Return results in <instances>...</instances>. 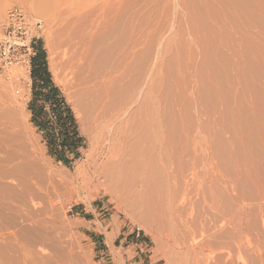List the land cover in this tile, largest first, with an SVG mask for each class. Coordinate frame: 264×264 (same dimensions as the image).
Segmentation results:
<instances>
[{"label": "rangeland", "instance_id": "374dc122", "mask_svg": "<svg viewBox=\"0 0 264 264\" xmlns=\"http://www.w3.org/2000/svg\"><path fill=\"white\" fill-rule=\"evenodd\" d=\"M101 1L99 4L98 0H0V37L2 31V23L5 19L6 13L13 6H19L23 8L30 15L37 18L43 23V30L40 34L37 35L36 38V46L41 45V47L45 51L47 69L51 75V80L55 84V86L59 88L67 105L70 107L76 121L77 131L83 139L82 146L78 149L77 158L74 153L68 151L66 152L67 157L70 160V164L68 166L61 161H57L54 157L49 154L47 141L44 138L45 133L42 132L38 127H36L32 121L33 115L30 111V104L33 100L32 74L31 76H27L23 73H20L18 70H15L13 72V74L20 75L23 78L21 83V93L17 94L16 87L13 85V81L0 73V232H2L0 233V263L3 264L4 262L5 264H101L99 263V260L102 257H113V262H111L112 260H105L109 263L111 262L110 264H136L134 263L136 260H142V264H179L180 257L182 256V259L188 261L187 263L194 264L197 261H203L201 260V258L206 257L204 253H206L208 257L213 258L217 255L218 252H225V249L221 250L219 248H225V246L230 241L232 234L234 233L233 230L230 229L232 228L230 227L231 225L226 224L224 220L221 219L219 216L218 217L220 219H218L216 217L217 215L208 208V206L203 202V200H199L195 205L193 212L192 208L190 209V207L189 210H187L189 216L192 215V213L194 214L190 216V218L187 215L188 218L186 224H188L185 225L187 228L188 225H190L191 223V225L193 226L196 225V227L192 226L193 228L191 227V225L189 226L191 230L193 229V232L194 228L196 230L198 227V229L193 234L187 228H183L182 234L184 235L185 239L182 248L184 250L180 251L173 244L172 240H174V238L171 237L173 233V235H175L174 230L176 229V225L174 223V218L175 216H178V213L176 214V210L170 208L171 201H168V197L164 191L163 192L165 194L161 192L163 190L162 188L159 189V187L157 188L156 186L155 188H152L146 196V203L143 204L144 201L141 202L139 199V195H137L140 194L138 193L139 191H136L139 190V188H137L134 183H130L127 185H119L115 181H105L104 179L99 178L101 176V173L103 175V173L106 171L103 168L104 161H106V156H102L98 160V152L100 150L97 151L96 149H93L92 156L87 158L88 154H90V140L97 142L100 137H98V130L92 126V122H88L90 121V119L88 121L86 119V122H83V125L82 123H80V117H87V107L86 109L84 107L87 105V101H82V96L80 95L82 92V87L77 84V82L73 78V75L70 73V70L66 67L65 62H67L68 59V56L66 55L68 54V48L67 46H65V41H68V38L70 37L71 39H75L74 36L76 34L79 35L80 32L82 36H80V34L79 36H75V41L73 39L72 40L74 41V44L78 43L75 45L76 48L78 47L79 50L83 49V46H85V44L87 45L88 40H93L97 36L102 37V33H104V35L105 33L107 34V30H104L101 27V21L103 20L102 22L104 26H108L112 24V22H115L114 24L117 26V30H121L120 32L117 31L118 34H116L115 37H117L118 39L119 37L122 38L119 39V46H121L123 49L127 48V46L131 47L130 44L132 42H137V46L140 45V47H137V51L142 53L143 59L141 61V65L144 66L145 64L143 69L146 68L144 72L150 70L149 68H151L152 65L155 66L156 72L159 73L157 77V85H160L159 88L163 87L160 89L162 94L165 92V89H167V84L169 89L170 102L174 99L171 104L169 102V110H171L169 111V115L171 113L172 114L168 116V121L169 123L170 121L173 122L171 123V125L174 126V133L172 134L176 135H174V137H176V142L179 143L176 144L177 146L175 149H177L178 147L179 148L175 150L176 153L174 152V155H177L179 157H175V159H179L178 162L177 160H175L176 166H179V163L182 162V166L188 167L191 163V159L189 157L193 155L194 151V144L192 140L193 136L195 135L194 132L197 129L196 125L198 127L201 122H207V124L209 125L208 133L212 135L211 137L215 135L218 140L220 139L218 142L220 144V148H222L223 150L222 151L220 149V163L223 164L222 167L225 170L223 171L224 174L226 173L228 175L224 176L231 177L237 183V185L240 182V184L238 185V192L232 193L231 190L227 188V186H224L225 184L224 181L222 183V180L220 185H215L213 186L214 188H210L208 184H205L206 192L208 191L207 193L210 197L211 194L214 193L213 198L218 199L216 201H219V204L223 209L221 210L223 211L222 216L226 215V211H233L236 216H240L242 212L243 215L245 214V223L249 224L247 225V227L249 229L251 228L249 230L251 234H249L252 239V244L255 247L257 245L258 249H251L246 246V248L242 250H236L234 253L236 264H264V202L260 200V195L264 193V187H260V189L259 186L257 187V185L255 184L261 183L262 181L264 182V164H262L264 163V150L260 144V139L264 137V134L260 132H264V126L262 127V124L252 120V114L249 113L250 109L248 107L249 97H246L247 99L240 97L242 105L241 102H239L237 105V98L235 99V97H239L241 93H243L241 91V89L243 88L241 85H239L238 82H236L235 84L237 86L234 84V89H231V85L229 83L231 81L230 78H232L231 76L229 78L230 81L225 80L228 83H226L228 85L227 88L224 84V77L220 78V80L223 81L221 92L223 91L222 93L224 94V96L228 97V104H231V108L237 107L240 111L241 116H243L244 119L246 116L248 117V115L250 119L251 115V119L247 121L248 123L245 121L243 123V127L247 128L245 130H248L250 132L249 133L246 131L251 137V140L255 138L251 141V144L246 145V141L245 143H243L244 141H242V139L239 140L235 137V135H233V123L232 120L230 121V119H232L231 114L229 113L230 111L226 108V105L228 104L225 105L227 101H225L223 104V101L220 99V97H218V94H220L221 96L222 93L217 90H214V88L216 89V87L211 86L212 84L209 81L212 80L213 77L207 75V71L205 74L208 76L209 80L207 81V76H205L206 79L204 78L203 85L204 87L206 86L205 89L209 88L210 86V88H213V90L215 92L217 91V93L213 94L212 90L207 89L206 91H204L206 92L204 96L207 94L206 97L209 98L211 96L210 94H212L214 96H217H212V98L214 97L213 99L218 98L219 100H214L215 105H213V102L210 103L212 99L210 100L209 98L207 100V98L203 96L204 98H206L207 101L204 103L208 104H206L208 106H206V108L204 107V105L198 106V103L194 102L196 100V96L194 95V89L199 84V81L197 80V73L204 58L201 54V47L199 48V45L196 43V41H194V37H196L194 33L200 32L201 35L203 34L202 36H204L207 42H209L210 47H212V49L209 47V49L211 50V52L209 50V53H211V56H213L214 54V60L212 59L214 65H218L217 67H219V65L226 67L229 63L233 64V59H239L238 57L232 58L233 52L234 49L235 51H237L236 49L238 48L242 49L243 44H245L244 40L246 41L247 39V35L246 37H244L247 32H245V30L241 31L240 29L237 30L235 28H232V26H229L230 23L228 22L233 19V13L224 12V15L221 12L218 13L219 11L217 12L216 8L213 9L212 7H208L210 6L208 5L210 4V1L208 0H203L202 3H200L201 0H192V2L191 0H189V3L188 0H103V3L106 6L110 5L108 7L110 8V10H107V16H103L102 12L104 11L100 10V6L103 4L101 3ZM38 2L42 5V7L44 6L42 8L43 11H41V8L35 6V4ZM88 3L90 5H92L93 3V7L96 5V7L99 8V10L96 8V14L94 12V9H92L93 7L90 6ZM98 4L100 6H98ZM119 5H121V10H119L121 13L119 12L118 15L122 14L124 17L122 18L121 16V20L118 15H114V12L117 11V6ZM111 6H113V8ZM88 7L90 8V10H88ZM207 7L210 9H208ZM78 8L85 15H83ZM124 8L126 10H124ZM85 9L87 11H91L92 9L93 11H91V14L94 13V15H89ZM113 9L114 12L111 13ZM84 11L86 12L84 13ZM98 11H100V16L98 15ZM228 13H231L232 15H228ZM87 14L89 16H86ZM211 14L213 17L211 16ZM111 15L116 16L115 19L113 16L111 18ZM219 15H221L222 17ZM98 16L99 19L102 16V20L100 19L99 21ZM217 16L220 17L222 20L219 19ZM90 17H93L91 18L93 23L90 22ZM228 17L232 19H230L229 21ZM116 18H118L120 21H118ZM213 18H216L215 21L213 20ZM225 18L228 19L226 20ZM75 19L78 24L75 22ZM95 19H97V22L95 21L96 25H93L95 24V22L93 21ZM224 21L226 22L223 23ZM83 22L87 23L85 24ZM79 23L82 24L80 25ZM220 23L224 24L221 25L222 28L219 25ZM76 24L78 25V27ZM227 24L229 27L227 26ZM209 27L211 28V30ZM66 28H68V30H66ZM99 28H102L103 30ZM206 28H209V30H207ZM77 30L78 32H76V34H72L74 31ZM91 30H93V33L91 32ZM95 31L100 33H97ZM254 33H258V31L255 30ZM105 36L107 37L108 35ZM77 37H81L83 40L85 39L83 42H85L86 39L87 41L83 45V43H81L82 39H77ZM115 37L114 40L111 36L110 38H106V40L110 43H113L116 39ZM131 39H134V41H131ZM241 40L243 43L241 42ZM107 41L105 42V44L107 43L106 47H114L115 45L117 51L118 49H122L117 45L116 42L111 45ZM124 42L130 44H126ZM258 42L259 41L255 39V43ZM246 43H249L248 39ZM79 45L82 48H80ZM247 45L249 48V44H245L243 49L247 48ZM142 47L144 49H142ZM261 52H263V50ZM227 54L229 56H227ZM257 55H259V53ZM226 56L228 59L226 58ZM170 67H173L172 70ZM169 70L171 71L169 72ZM206 82L209 83L206 84ZM211 82L213 83L215 81ZM162 83L163 85H161ZM257 84V87H260V84L262 85V87H260L262 90V88L264 87V79H259L257 81ZM239 87H241V89ZM179 94L183 95L181 96ZM242 99H244V101ZM81 101L85 103L84 106L82 105ZM80 104L84 107V109ZM209 105L211 106V108L213 106L215 107H213L214 111L211 110ZM80 106L82 109L80 108ZM201 107L203 108V111L201 110ZM244 108L247 109L245 110ZM204 109L207 113L204 111ZM210 110L213 112L216 111V113H211ZM45 111L48 114V118L52 120L53 114L51 108L49 106H46ZM200 111L202 112V114L199 115L198 113H200ZM243 111L245 113H243L242 115ZM203 114L205 115L203 116ZM207 114L209 115L206 116ZM227 116H229L228 119ZM224 117L228 121L224 120ZM210 119H212V124L210 122ZM214 120H216L215 123ZM220 122H222V125L220 124ZM211 130L213 132H211ZM229 131L230 133H228ZM100 135L101 134H99V136ZM215 136L213 137V139H215ZM182 138H184V140ZM185 149H187L186 151L188 152L189 157L186 154L187 152H184ZM182 151L185 153L184 155ZM94 152H97L98 154H94ZM225 156H227L228 159ZM253 159H255V161ZM95 160H97V165H95ZM260 168L262 169V171ZM77 169L79 171H76ZM227 170L230 173L227 172ZM78 172L81 174L79 175ZM201 173V176L203 177L204 173ZM204 178H201V180L204 181ZM179 182L181 186L184 185L182 183L183 180L180 179ZM261 184L264 186V183ZM153 189H155V191ZM239 190L242 192H240ZM239 192L242 193V199H240L241 194H239ZM179 199L181 198L179 197ZM177 204L180 205L181 201H178ZM167 206H170L169 208L172 211H169V209H167ZM220 206L218 205V207ZM167 210L169 213H167ZM173 211H175V213H173ZM207 212L210 213L208 214L209 216L205 215L207 214ZM167 214L169 216L171 214V216L169 217ZM193 217L194 219H192ZM213 217L218 219H215V224H217V222L219 223L217 224V226L212 225L215 221L214 219V221H212ZM171 218L172 221H170ZM176 218L177 221L176 219L175 221L178 223V217ZM204 218H206V220ZM207 220L210 222H208ZM167 221H170L169 225L173 224V226L171 225V227H168ZM197 222L199 223L198 226ZM201 224H206V226H208L206 232H208L209 229H212L213 233L211 232V230H209L211 233H208L210 235L212 234V236L215 233L214 236L216 237L217 234L218 237L216 239L214 236V238H209L208 233L204 232L206 230V226H202ZM173 227L175 229H173ZM170 228H172L174 232H172ZM199 228L205 229L203 231L204 234L200 233L203 229L200 231ZM94 229H96L97 234L93 232ZM185 230L186 232H184ZM187 230L189 233L187 232ZM119 231H121V235L117 239H115L116 233ZM107 232L111 233L113 236L112 246L109 245L106 241ZM228 232L230 238L227 237ZM91 233L93 234V236L96 235L98 237L97 246H102L101 238L105 240L106 245H108L111 249V254H109L108 256H103L97 252L98 249L95 247L94 244L95 238L90 235ZM206 234L208 237L206 236ZM195 235L197 237H194ZM220 235L223 237H221ZM124 238L125 240L123 241V243H121V240H123ZM207 239H209L208 243L206 242ZM216 240H219L220 242L216 243ZM210 241L211 244L214 243L212 249ZM204 242H206L209 247H206V244H204ZM202 243L204 244V246ZM122 244L123 247L119 248V246ZM135 244L142 245L136 247V249L133 250V252L138 253L139 257L134 258L131 256L130 259L126 260L127 255H130L131 248L127 249L126 253L124 251V248L129 245ZM218 244L220 245L216 246ZM204 247H206L207 249H204ZM216 247L218 250L216 249ZM214 248L216 249V251L214 250ZM200 250L202 251L201 253L198 252ZM199 253L202 255L201 258L199 257Z\"/></svg>", "mask_w": 264, "mask_h": 264}, {"label": "bare ground", "instance_id": "6f19581e", "mask_svg": "<svg viewBox=\"0 0 264 264\" xmlns=\"http://www.w3.org/2000/svg\"><path fill=\"white\" fill-rule=\"evenodd\" d=\"M92 1H94V0H92ZM98 1H99V4H100L101 0H98ZM208 1H210V4H208L210 6H208V7H212L213 9L216 8L217 10L216 9L215 10L217 12L219 11L218 13H220V12L222 14L224 12H232L233 13V15H234L233 19L228 17L229 19L228 18L227 19L229 21H230V19H232V20L230 22H228V21L227 22L230 23L229 26H232V28H235L237 30L240 29L241 31L245 30V32H247L244 37H246V35H247V39H248L249 43H246V41H247L246 38H243V39H246V41L244 40V42H245V44H249V48H248V45H247V48H244L245 49L244 50L243 47H244L245 44H243L242 49L241 48L236 49L238 52L235 51V49H234L232 58L238 57L239 59H237V60L233 59L234 60L233 64L229 63L228 64L229 67H228V65L226 67L224 66L225 68L223 66H221V65H219V67H217L218 65L217 66L214 65V63L212 62L214 60L213 59L214 54H213V56H211V53H209V50H210L209 49V47H210L209 42H207V40L204 38V36H202L203 34L201 35L200 32L199 33L198 32L194 33L196 35V37H194V41H196V43L199 45V48L201 47V51H202L201 54L203 55L204 58L201 57V58H203V62L201 61L202 63L200 65L199 71L197 73V78H198L197 80L199 81V84L194 89V95L196 96V100L195 101L193 100V101L195 103L197 102L198 106L199 105H201V106L204 105V107L206 108V106L208 104L206 103L207 104L206 105L204 102H207L206 101L207 94L204 96V94L206 93L204 91H206L207 89L208 90L210 89V90L213 91L212 92L213 94L217 93V91L221 92V88L223 86V81L220 80V78L224 77V81L225 80L228 81L230 76H231L232 77V78H230L231 81L229 80L230 81L229 83L231 85V89H234L233 86L236 85L235 84L236 82H238L239 85H241L242 88H243V89H241V87H239L243 93H241V95L239 94L240 95L239 97H235V99L237 98L236 99L237 100V102H236L237 105H238L239 102H241V98L247 99L249 97L248 98L249 99V104L248 103H246V104H248V107L250 109L249 113L252 114V120L259 122L260 124H262V127H263L264 126V87L261 90L260 87H262V85L260 84V87L258 86L259 87V89H258L257 81L259 79H262V80L264 79V0H208ZM191 2H192V0H191ZM202 2H203V0H201L200 3H202ZM38 3H36L37 5L34 3L35 6H37L38 8L42 9L44 6L42 7V5L40 3L39 4ZM45 3H47V2H45ZM93 3H92V5H90L89 3L88 4L93 7ZM101 3H103V0L101 1ZM188 3H189V0H188ZM99 4H98V6H100ZM103 4L100 6V10L104 11V12H102L103 16L104 15L107 16V12H108L107 10H110V8H108L110 5L106 6L105 4L104 5ZM122 4H124V3H122ZM81 6H83V5H81ZM86 7H87V5H86ZM111 7L113 8V6H111ZM96 8H97L96 5L92 8V9H94V12H95ZM117 8H118L117 11L114 12V9H113L111 11V13L114 12V15H118L119 12H120L119 10H121V5L117 6ZM44 9H46V8H44ZM92 9H91V11H93ZM97 9L99 10V8H97ZM208 9H210V8H208ZM88 10H90V8ZM115 10H116V8H115ZM124 10H126V9L124 8ZM41 11H43V9ZM86 11H84V13ZM91 11H87V13L90 15ZM74 12H76V11H74ZM96 13L97 12H95V14ZM99 13H100V11H98V15L100 16ZM82 14H83V12H82ZM88 14L86 16H89ZM83 15H85V14H83ZM91 15H94V13H92ZM198 15H200V14H198ZM228 15H232V14L228 13ZM99 16H98V19H99ZM112 16L113 15H111V18H112ZM121 16H122V18H124L123 15L120 14V15H118V17H120V20L122 19ZM211 16H212V14H211ZM219 16H221V15H219ZM101 17H100V19L102 20L103 17L102 18ZM113 17L115 19L116 16H113ZM224 17H226V16H224ZM91 18H93V17H90V20H91ZM194 18H195V16H194ZM218 18L221 19L220 17H218ZM100 19H99V21H100ZM116 19L118 21H120L118 18H116ZM215 19L213 18L214 21H215ZM219 19H218V21H219ZM83 21H84V19H83ZM93 21L97 22V19H95ZM102 21H101L102 24L100 23L102 26L101 25L100 26L104 30H107V34L105 33V35H108L107 37L104 35V33H102L103 34V35H101L102 37H98V36L95 37L94 36L95 38L94 39L92 38L93 40H88L90 42H88L87 39H86L87 45L85 44L86 41L83 42L85 39L83 40L81 37H77V39L78 38L82 39L81 43H83V45L85 44V46H83V49H80V50L78 49V47L76 48V46H75L78 43L74 44V41L76 39L75 36H79L81 34L80 32H79V35L76 34V32H78V30L74 31L75 33L74 32L72 33V34H76L74 36L75 39L72 38L74 41L71 39V37L68 38V41H65L66 44H67V45L65 44V46H67V48H68V50H67L68 54H66L68 56V59H67V62H65L66 63V67L70 70V73L73 75V78L77 82V84L80 87H82V92H81V94L79 93L82 96L81 97L82 101L83 102L87 101L86 102L87 103L86 106H84L85 103H83L81 101V103L85 107V109L87 107L86 110L88 112H87V117H80V123H82V125H83V122L85 123L86 119H87V121L90 119V121H88V122H92L91 123V124H93L92 126L95 129L98 130V137H100V139H98L97 142H95L93 140H90V150H89L90 154H88L87 158L92 156L93 149H96L97 151L100 150L98 152L99 154L97 152H94V154L95 153L98 154V160L102 156H106L105 157L106 161H104V167H103L106 171L103 173V175L101 173V176L99 178L100 179H104L105 181L106 180L115 181L119 185L120 184L121 185H123V184L127 185V184H130V183H132V184L134 183L136 185V187L139 188V190H136V191H139L138 193H140V194H137V195H139V199H140L141 202L144 201L143 204L146 203V201H147L146 200V198H147L146 196L148 195L149 191L152 188H155V186L157 188L159 187V189L162 188L163 190L161 192L164 191L166 193L167 197H168V201H171V204H170L171 207L170 206L169 207L171 209H173V210H176V214L178 213V216H175V218L172 217V218H174V223L176 225V229L177 230L174 228L175 227V225H174L173 229H175L174 230L175 231V235H173L174 234L173 233L172 234L173 236L171 235V237L174 238V240H172L173 244L180 251L184 250L182 248V246H183V242H184L185 238H184V235L182 234V230H183L184 227L187 228L185 226V225L188 224V223L186 224L187 218H188L187 217V215H188L187 210H189V207H190V209L192 208V212H193L194 211L193 209L195 208V205L197 204V202L199 200H203V202L208 206V208L210 210H212L217 215L216 217L218 219L221 218V219L224 220V222L226 224L231 225L230 227H232V228H230V229H232L234 233L232 234V236L230 238L229 237L230 235H228L229 234V232H228L227 233V235H228L227 237L230 238V241L228 242V244L225 242L227 244L225 246V248L224 247L222 248L221 246H220L221 248H219L221 250L225 249L226 250L225 252H220V253L218 252L217 255L214 256L213 258L212 257H208V255L206 253H204V255L206 257H203L204 258L203 259V258H201L202 255L200 253L202 251L200 250V251H198V252H200L199 253L200 256L199 255L198 256L203 261H197L194 264H236V261H235V258H234V253H235L236 250H242V249L246 248V246L248 248H251V249H254V248L258 249V246L256 245V247H255L252 244V239H251V236H250L251 232L249 231L251 228L249 229L247 227V225H249V224L245 223L246 222L245 216H244L245 214L243 215L242 212H241L240 216L239 215L236 216V214L233 211L229 212V211L225 210L226 211V213H225L226 215L223 214L224 216H222L223 211H221V210H223V209L221 208V206L219 204V201H216L218 199L217 198H215V199L213 198L214 197V195H213L214 193L213 194L210 193L211 194V197H210L208 195V193H207L208 191L206 192L205 184H208L210 188H214L213 186L220 185L221 180H222V183L224 181V184H225L224 186H227V188H229L232 193H237L238 192V185L240 184V182L237 185V183L231 177H227L228 175L226 173L224 174V172H223L225 170L222 167L223 164L220 163V161H221L220 160V154H221L220 149L222 150V148H220V144L218 142L220 139L218 140V138L214 134L213 135L215 136V139H213L214 136L211 137L212 135H210L208 133L209 132V125L207 124V122H205V123H204V121H203V123L201 122L200 125L198 124L199 125L198 127L196 125L197 129L194 132L195 135L193 136V140H192L193 144H194V146H193V150H194L193 151V155H191V157H189V154L186 151L187 149L184 150V152L186 151L187 152L186 154L191 159V161H190L191 163L189 164L188 167L182 166V162L179 163V166H176L175 160H177V158L175 159V157L177 155L175 156L174 154L176 153L175 150H177L179 148L178 147L177 149H175L176 146H177L176 144H179V143L176 142L177 141L176 137H174L175 134H172V133H174L173 132L174 131V126L171 125V123H173V122L170 121V123H169V121H168L169 120L168 116H170L172 113L169 115V111H171V110H169L170 109V106H169V102H170V98L169 97L170 96H169V89H168L167 84H166L167 89H165V92L163 91L164 93L162 94L160 89L163 88V87L159 88L160 85H157V77H158L159 73L156 72L155 66L152 65L151 68H149L150 70H147V71L144 72V70L146 68L143 69V67L145 66L144 63H143L144 66L141 65V61L143 59L142 53L137 51V47H140V45L137 46L136 45L137 42L136 43L132 42L133 44L124 42L126 44H130L131 47H128L126 45L127 48L123 49L121 46H119V44H120L119 39H122V38L119 37V39H118L117 37H115V35L118 34L117 33V31H118L117 30V26L114 24L115 22H112V24H110L108 26H104ZM75 22H76V19H75ZM90 22H92V20ZM96 22L93 25H96ZM225 22L226 21H224L223 23H225ZM83 23H85V22H83ZM221 23H222V21H221ZM221 23L219 24L220 26L224 25V24H221ZM66 25H67V23H66ZM225 26H224V28H225ZM227 26H228V24H227ZM77 27H78V25H77ZM75 28H74V30H75ZM102 28H99V29L103 30ZM209 28L208 29L206 28V29L209 30ZM221 28H222V26H221ZM63 29H64V27H63ZM94 29H95V27H94ZM66 30H68V28H66ZM210 30H211V28H210ZM255 30H257L258 33H254ZM82 31H84V30H82ZM92 31L93 30H91V32ZM97 31H95V32H97ZM120 31H118V32H120ZM194 32H195V30H194ZM97 33H100V32H97ZM236 33H238V32H236ZM137 34H139V33H137ZM80 36H82V34ZM110 36L113 37L112 38L113 40H114V37L116 38L114 42H116L117 45L119 47H121L122 49H120V50L118 49V51H117V49L115 48V45H114V47H110V46L106 47L107 46L106 45L107 43L105 44V42L107 41L106 38H108V37L110 38ZM130 37H131V35H130ZM238 38H239V36H238ZM255 39H257L259 42L255 43ZM231 40H230V42H231ZM123 41H124V39H123ZM131 41H134V39L133 40L131 39ZM76 42H78V41H76ZM107 42L110 43L109 41H107ZM114 42L110 43V44L113 45ZM241 42H242V40H241ZM141 43H142V41H141ZM239 43H240V41H239ZM228 44H230V43H228ZM211 46H213V45H211ZM239 46H240V44H239ZM79 47H80V45H79ZM235 47H237V46H235ZM80 48H82V47H80ZM113 48L116 49V50H114ZM210 48L212 49V47H210ZM142 49H144V48L142 47ZM262 50H263V52H261ZM212 51H214V50H212ZM210 52H211V50H210ZM258 53H259V55H257ZM227 56H229V55L227 54ZM227 56H226V58H227ZM151 58H149V59H151ZM183 61H185V60H183ZM228 62H229V60H228ZM217 64H218V61H217ZM147 65H148V63H147ZM172 68H171V70H172ZM171 70H169V72ZM206 71L208 73H206ZM205 73L207 75H210V77H213L212 80L209 81L212 85L211 84H209V85H211L212 87L213 86L216 87V89L214 88V90H217L216 92L213 90V88H210V86H209V88L205 89L206 86L204 87V85H203L204 84L203 83L204 82V78H205V76H207ZM176 74H177V72H176ZM162 75H160V76H162ZM160 76H159V78H160ZM55 77H56V74H55ZM175 78H176V76H175ZM213 79H215V80H213ZM167 80H169V79H167ZM208 80L209 79H208V76H207V81ZM211 81H215V82H213L214 84ZM227 81H225V83H224L226 85V88L228 86L227 85L228 84ZM167 82H169V81H167ZM182 82H184V81H182ZM255 82H256V84H255ZM208 83L206 82V84H208ZM161 85H163V83ZM230 91H232V90H230ZM222 94H221V96H220V94H218L219 95L218 97H220V99L223 101V104H224L225 101H227V103H225V105H226V104H228L229 99H228L227 96H224V94L223 95ZM80 95H79V97H80ZM179 95H181V94H179ZM210 95L211 96L210 97L208 96V97L210 98V100L211 99L213 100V101L211 100L210 103L213 102V105H215L214 104V100H217L218 98L217 99L216 98L213 99L214 97H217V96H214L212 94H210ZM203 96L206 97V98H204ZM212 96H214V97L212 98ZM242 96H244V97H242ZM203 98H204V101H203ZM209 98H207V100ZM238 98H240V99H238ZM83 99H85V100H83ZM244 99H242V100L244 101ZM173 100L171 102H173ZM171 102H170V104H171ZM208 103H209V101H208ZM229 104L226 105L227 107L226 106L225 107L227 108V110L230 111L229 113L231 114V118L232 119H230V121L232 120V123H233L232 124L233 125L232 132H234L233 135H235V137L238 138L239 140L242 139V141H244L243 143H245V141H246V145L251 144V141L253 139H255V138H253L251 140V137L247 133L249 131L245 130L247 128L243 127L244 121L245 122L249 121L251 119V115H250V119H249V115H248V117L246 116L245 119H244V117L241 116L239 109L237 107H234V108L232 107L231 108V104H230V106H229ZM187 105H188V103H187ZM241 105H242V102H241ZM81 106H80V108H81ZM83 106H82V108L84 109ZM209 107L211 108L210 105H209ZM213 107L211 108V110H213ZM240 108H242V107H240ZM202 109L203 108L201 107V110ZM86 110H84V111H86ZM204 111H205V109H204ZM213 111H211V113H216V111L215 112H213ZM185 112H187V111H185ZM243 113H245V112L243 111L242 115H243ZM88 114H89V117H88ZM198 114L200 115V114H202V112L200 111V113H198ZM85 115H86V113H85ZM204 115L205 114H203V116ZM208 115L209 114H207L206 116H208ZM211 115H214V114H211ZM228 117L229 116H227V119H228ZM193 119H194V117H193ZM201 119H202V117H201ZM227 119H225V117H224V120H227ZM211 120L212 119H210V122H211ZM215 121L216 120H214V123H215ZM211 124H212V122H211ZM220 124L222 125V122H220ZM224 125H225V123H224ZM229 125H228V127H229ZM215 126H217V125H215ZM185 129H186V127H185ZM215 129H216V127H215ZM226 131H228V130H226ZM211 132H213V131L211 130ZM228 133H230V131ZM260 133L264 134L263 131L260 132ZM99 134H101V135L99 136ZM177 134H178V132H177ZM257 134H258V132H257ZM178 138H180V137H178ZM182 139L184 140V138H182ZM260 140H261L260 144H261V146H262V148L264 150V137L261 138ZM95 143H96V145H95ZM252 143H254V142H252ZM181 145H183V144H181ZM179 151H181V150H179ZM188 151H189V148H188ZM184 152H183V155L185 154ZM225 157H227V156H225ZM227 159H228V157H227ZM253 160L255 161V159H253ZM178 161H179V159L177 160V162ZM226 162H228V161H226ZM233 162H234V160H233ZM259 162H262V161H259ZM96 163H97V160H95V165H97ZM262 164H264V163H262ZM224 167H225V165H224ZM79 169H81V168H79ZM76 171H79V170L77 169ZM261 171H262V169H261ZM201 172L204 173L203 177L201 176L202 175ZM227 172H229V171L227 170ZM232 172H234V171H232ZM78 174L80 175L81 173L78 172ZM224 175H227V176H224ZM201 178H204L203 179L204 181H202ZM223 178H225V179H223ZM233 178H235V177H233ZM180 179L183 180V182H182L184 184L183 186H181L179 184L180 183L179 182ZM259 182H261V181H259ZM261 183H264V182L262 181ZM261 183H255V184L257 185V187L259 186V188L260 187H264ZM4 188H5V186H4ZM153 190L155 191V189H153ZM211 191H212V189H211ZM164 192H163V194H165ZM240 192H242V191H240ZM240 192H239V194H241V196L239 194L238 195L240 196V199H242L243 198L242 197V193H240ZM166 195H164V196H166ZM247 195H248V193H247ZM179 197L181 199H179ZM232 198H233V196H232ZM176 199H177V203H178V201H181L180 205H178L176 203ZM256 199H258V198H256ZM260 200H262L264 202V193L260 195ZM215 201L217 202V204L220 207H218V205L216 204ZM143 204H142V206H143ZM169 207L167 209H169V211H172ZM164 209H165V207H164ZM153 210H155V209H153ZM158 213H160V212H158ZM167 213H169L168 210H167ZM173 213H175V211H173ZM176 214H174V215H176ZM193 214L194 213H192V215ZM208 214H210V213L207 212V214H205V215L207 216ZM215 214H214V216H215ZM192 215H190V216H192ZM211 215H213V214H211ZM170 216H171V214H170ZM190 216H189V218H190ZM176 217H178V220H179L178 223L176 222L177 221ZM172 218L170 219V221H172ZM217 218L213 217L212 221H214L215 219L218 220ZM160 219H161V217H160ZM175 219H176V221H175ZM192 219H194V217ZM204 219L206 220V218H204ZM195 220H197V219H195ZM216 220L214 221V224H212V225H216L217 226V224H219L218 222H217V224H215ZM170 221H167L168 222V227H171V225L173 226V224L169 225ZM208 222H210V221H208ZM164 224H165V222H164ZM198 224L199 223L197 222V226H198ZM190 225H188L187 229L189 231H191V233L194 234L196 232V230L198 229V227H197L196 230L194 228V232H193V229L191 230V228L189 227ZM160 226H162V225H160ZM192 226L193 225H191V227ZM202 226H206V224H204ZM168 227H167V229H168ZM193 227H196V225L193 226ZM207 227L208 226L205 227L206 230L203 229V228H202L203 230L199 228L200 231L202 230L200 233H203L204 230H205L204 231L205 233L210 232L209 230H211V232L213 233L212 229H209L211 227H209L208 228L209 229L208 232H206L207 231ZM170 229L172 230V228H170ZM188 230H187V232H188ZM174 231L172 230V232H174ZM184 232H186V230ZM214 232H215V230H214ZM0 233H2V232H0ZM214 234H213V236H214ZM107 236H108L107 243L112 246V238L113 237L110 236V235H107ZM206 236H207V234H206ZM208 236H209V238L210 237H212V238L215 237V236L213 237L212 234L210 235L209 233H208ZM194 237H197V236L195 235ZM217 237L218 236L216 234L215 239ZM221 237H223V236H221ZM206 238H205V240H206ZM228 238H227V240H228ZM208 241H209V239H207L206 242L208 243ZM206 242H204V244H206V247H209ZM218 242H220V241L218 240L216 243H218ZM202 244H200V245H202ZM204 244H203V246H204ZM213 244H211V241H210V245H212L211 249L213 248ZM219 245L220 244H218L216 246H219ZM203 246H200V247H203ZM206 247H204V249ZM216 249H217V247H216ZM216 249L214 248L215 251H216ZM194 254H195V252H194ZM197 257H196V259H197ZM178 258H179V256H178ZM187 262L188 261L182 259V256L180 257L179 264H190V263H187ZM28 263H29V260H28ZM3 264H5V263L3 262Z\"/></svg>", "mask_w": 264, "mask_h": 264}, {"label": "trees", "instance_id": "16d2710c", "mask_svg": "<svg viewBox=\"0 0 264 264\" xmlns=\"http://www.w3.org/2000/svg\"><path fill=\"white\" fill-rule=\"evenodd\" d=\"M37 54L32 60L33 100L30 104L32 121L44 132L49 154L65 165L70 164L66 152L78 157L82 137L77 131L76 121L58 87L51 80L47 69L46 53L41 45L36 46ZM51 108L53 119L48 118L45 109Z\"/></svg>", "mask_w": 264, "mask_h": 264}, {"label": "built area", "instance_id": "2783aa9c", "mask_svg": "<svg viewBox=\"0 0 264 264\" xmlns=\"http://www.w3.org/2000/svg\"><path fill=\"white\" fill-rule=\"evenodd\" d=\"M42 30L43 23L23 8L13 6L7 11L0 37V73L13 81L17 94L21 93L23 78L13 72L31 76L36 38Z\"/></svg>", "mask_w": 264, "mask_h": 264}, {"label": "crops", "instance_id": "0c3cea01", "mask_svg": "<svg viewBox=\"0 0 264 264\" xmlns=\"http://www.w3.org/2000/svg\"><path fill=\"white\" fill-rule=\"evenodd\" d=\"M93 232H97L96 231V229H94L93 230ZM97 234V233H96ZM91 236H93V234L91 233L90 234ZM107 235H110V236H112V234L111 233H109V232H107ZM121 235V231H119V232H117L116 233V238L115 239H117L119 236ZM113 237V236H112ZM93 238H95V242H94V244H95V247L98 249V253L100 254V255H103V256H108L109 254H111V249H110V247L108 246V245H106V242H105V240L103 239V238H101V241H102V246H97L98 244V242H97V240H98V237L96 236V235H94L93 236ZM107 238H108V236H107ZM107 238H106V241H107ZM125 240V238L123 239V240H121V243H123V241ZM112 241H113V238H112ZM104 246V247H103ZM138 246H142L141 244H135V245H129V246H127L126 248H124L125 250V253L127 252V249H130L131 248V251H130V255H127V258H126V260H128V259H130V257L132 256V257H134V258H136V257H139L138 256V253H136V252H133V250H135L136 249V247H138ZM121 247H123V244L122 245H120L119 246V248H121ZM134 248V249H133ZM105 259H108V260H112L111 262H113V257H111V258H105V257H102L100 260H99V263H101V264H110L109 262H107ZM134 263H136V264H142L143 263V261L142 260H140V261H135ZM133 264V263H132Z\"/></svg>", "mask_w": 264, "mask_h": 264}]
</instances>
